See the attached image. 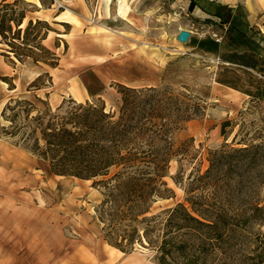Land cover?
Wrapping results in <instances>:
<instances>
[{"label": "rangeland", "instance_id": "obj_1", "mask_svg": "<svg viewBox=\"0 0 264 264\" xmlns=\"http://www.w3.org/2000/svg\"><path fill=\"white\" fill-rule=\"evenodd\" d=\"M57 1L64 9L57 8L55 0H42L46 10L42 16L33 13L37 7L27 0H17L5 10L12 17L24 10L26 22L24 26L11 22L6 39L0 36V264H159L149 247L135 244L124 252L103 239L95 212L102 188L94 187L92 180L51 173L47 161L25 147L19 136L3 134L1 127L9 125L6 118L12 112L5 117L1 112L12 99L30 101L32 114L70 98L101 100L106 111L117 114V84L184 92L201 105V114L172 134L174 147L182 154L170 159L163 177L172 195L157 199L153 213L185 203L188 177L208 168L210 151L223 145L230 151L245 146L242 142L250 143L254 154L246 160L234 155L229 185L217 194L233 214L247 211L251 204L264 208V100L238 90L231 93L233 88L215 81L221 53L253 48L264 57V0H84V12L69 0ZM65 6L70 10L63 15L75 19V28L63 27L70 30L67 40L54 35L47 45L45 26L60 32L52 17ZM29 20L32 24L25 29ZM100 24L122 34L105 33L98 29ZM182 29L190 32L186 42L177 39ZM238 30L245 36L237 37ZM46 49L60 59L54 72L70 77L52 89L37 91L29 88L35 79L28 83L22 79L33 61L29 55L41 63L52 62ZM3 63L7 71L16 72L6 73ZM48 80L44 72L33 83L43 88ZM19 115L21 122L24 115ZM224 120L232 127L222 135ZM253 228L264 232V223ZM113 254L118 257L112 259Z\"/></svg>", "mask_w": 264, "mask_h": 264}, {"label": "trees", "instance_id": "obj_2", "mask_svg": "<svg viewBox=\"0 0 264 264\" xmlns=\"http://www.w3.org/2000/svg\"><path fill=\"white\" fill-rule=\"evenodd\" d=\"M16 1L0 2L2 39L11 31V22L20 26L24 19V10L17 17L5 11ZM41 22L46 24L36 21ZM31 24L29 20L25 29ZM17 32L19 28L13 35ZM237 34L245 36L241 30ZM50 55L52 62L42 61L55 67L58 59L53 52ZM29 56L35 63L39 61ZM219 59L216 82L264 100V57L247 48L221 53ZM33 82L29 88L42 87ZM117 92V114L106 111L101 100L78 102L72 98L32 114L30 101L12 99L1 112L4 117L12 112L6 118L9 125L1 130L4 135L19 136L25 147L47 161L51 173L92 180L94 187L102 188L95 212L109 245L124 252L133 250L135 244L149 247L159 264H264V232L253 228L255 223H264V208L251 204L247 211L233 214L217 194L223 185H229L234 155L239 153L246 160L254 154L253 146L242 142L245 146L230 151L223 149L225 145L210 151L208 168L188 177L186 204L179 202L153 213L157 199L172 195L163 177L170 159L182 154L180 147H174L172 134L198 117L202 107L190 95L173 93L167 87L117 84ZM20 112L24 115L21 122L17 121ZM230 124V120L221 122L222 135Z\"/></svg>", "mask_w": 264, "mask_h": 264}, {"label": "crops", "instance_id": "obj_3", "mask_svg": "<svg viewBox=\"0 0 264 264\" xmlns=\"http://www.w3.org/2000/svg\"><path fill=\"white\" fill-rule=\"evenodd\" d=\"M0 1H2V0H0ZM28 1V0H27ZM29 2H31L33 5H35L36 7H37V9L33 12V13H35L36 14V12L37 11H39L40 10V8H42V5L41 6H38V5H36L35 3H33V1H29ZM68 2H70L71 4H73L75 7H77L78 9H80V11L81 12H84V10H85V8H86V5H85V3H84V0H69ZM41 3V2H40ZM43 9V8H42ZM43 10H45V9H43ZM45 12H46V10H45ZM63 11H60V12H58L57 14H55L53 17H52V19H54V20H57L58 22L57 23H55L57 26H59L60 28H62V29H59L58 28V30L60 31V32H57L56 33V36H59V39L58 40H60V41H62V40H67L66 39V37L67 36H69L70 35V33H69V31H67V30H63V27H66V26H70V29H74L75 27L73 26V24H74V22H75V19L73 18V19H68L65 15H63ZM37 15V14H36ZM38 16V15H37ZM45 20H47V19H45ZM60 34V35H59ZM57 48L59 47V46H56ZM48 48H51V47H48ZM55 49V48H54ZM60 60V59H59ZM58 60V61H59ZM32 62V64L30 65L29 64V67L27 68V71H26V73L24 74V77H23V79L22 80H24V81H26V83H28V82H31V81H33L38 75H40V74H42V73H47L48 75H49V77H50V83L48 84V86H43V88H39V89H37V91H39V90H47V89H52V88H54L55 86H57L58 84H60V83H62L64 80H67L68 79V77H70L69 75H59L58 73L56 74L54 71H56V70H58V64H57V66H55V67H52V66H49V65H47V64H45V63H41V62H33V61H31ZM34 63V64H33ZM39 65H38V64ZM37 64V65H36ZM3 65H4V69L6 70L5 72L6 73H9V74H13V73H15L16 72V69L14 70V72H13V70H12V68H11V71H7L8 70V65H5V63H3ZM10 70V69H9ZM12 72V73H11ZM63 76V77H62ZM72 79V78H71ZM73 80V79H72ZM20 82H21V78H20ZM73 82V81H72ZM71 82V83H72ZM16 84V83H15ZM18 87H16V88H14V90L15 89H17ZM47 93H51V91L50 92H47ZM106 104V103H105ZM111 104V103H110ZM107 106H108V104H106ZM110 106L111 105H109V108H110Z\"/></svg>", "mask_w": 264, "mask_h": 264}, {"label": "bare ground", "instance_id": "obj_4", "mask_svg": "<svg viewBox=\"0 0 264 264\" xmlns=\"http://www.w3.org/2000/svg\"><path fill=\"white\" fill-rule=\"evenodd\" d=\"M28 1H33V3H35L36 5H38V6H41V3H40V1L39 0H28ZM66 4V3H65ZM70 10V8L68 7V6H65V11H64V13L66 12V11H69ZM45 13V10H43L42 8H40V10L39 11H37L36 12V14L38 15V16H42L43 14ZM67 13V12H66ZM46 14V13H45ZM41 18V17H40ZM44 20L47 18V17H42ZM25 22H26V19L24 18L23 19V21H22V23L20 24V26H24L25 25ZM99 28V30H101V31H104L105 33H108V34H112V33H118V34H122V32L121 31H115V30H112V29H110V28H108V27H106V26H104V25H99L98 26ZM54 35H56V33L53 31V30H48L47 31V34H46V36H45V38L43 39V41L44 42H46L47 43V45H50L51 44V40H52V38H53V36ZM60 35V34H59ZM177 51V50H176ZM229 88V87H228ZM230 91H232L231 93H238V91H236V90H234V89H229ZM230 92H229V94H231ZM231 101V100H230ZM166 179H168V181H169V183H171L172 184V181L170 180V178H168V177H166ZM87 181H89V180H87ZM176 187V186H175ZM177 188V187H176ZM178 189V188H177ZM109 246V245H108ZM113 249V248H112ZM111 250V249H110ZM116 250V249H115ZM111 252H113L114 253V251H111ZM118 253V252H117ZM118 257V254H113V257H112V259L114 258V259H116ZM123 264H135L133 261H131V262H128V263H123Z\"/></svg>", "mask_w": 264, "mask_h": 264}, {"label": "water", "instance_id": "obj_5", "mask_svg": "<svg viewBox=\"0 0 264 264\" xmlns=\"http://www.w3.org/2000/svg\"><path fill=\"white\" fill-rule=\"evenodd\" d=\"M189 36H190V32L182 29L179 31V33L177 35V39L181 42H186L188 40Z\"/></svg>", "mask_w": 264, "mask_h": 264}, {"label": "built area", "instance_id": "obj_6", "mask_svg": "<svg viewBox=\"0 0 264 264\" xmlns=\"http://www.w3.org/2000/svg\"><path fill=\"white\" fill-rule=\"evenodd\" d=\"M56 4H57V8H63L64 9V4L62 2H59L57 0H55ZM21 55H18L17 58H21Z\"/></svg>", "mask_w": 264, "mask_h": 264}]
</instances>
